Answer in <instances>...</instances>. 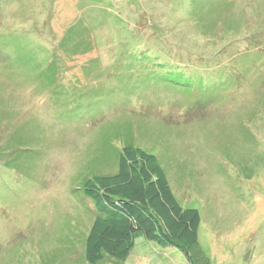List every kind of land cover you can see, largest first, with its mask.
<instances>
[{
	"label": "rangeland",
	"instance_id": "374dc122",
	"mask_svg": "<svg viewBox=\"0 0 264 264\" xmlns=\"http://www.w3.org/2000/svg\"><path fill=\"white\" fill-rule=\"evenodd\" d=\"M131 14L189 66L231 43V71L181 91L161 65L115 63L105 42ZM126 146L156 155L200 211L199 264H264V0H0V264H91L84 184L116 174ZM98 264L191 263L138 234L126 259Z\"/></svg>",
	"mask_w": 264,
	"mask_h": 264
},
{
	"label": "trees",
	"instance_id": "16d2710c",
	"mask_svg": "<svg viewBox=\"0 0 264 264\" xmlns=\"http://www.w3.org/2000/svg\"><path fill=\"white\" fill-rule=\"evenodd\" d=\"M124 18L117 38L105 42L109 51L116 50L115 63L118 56H122L123 64L133 66L134 70H147L149 64L161 65L163 73L170 74L165 80L181 91L185 87L207 90L218 82L221 72L231 71L229 60L237 55L232 48L228 50L231 43L211 51V59L204 60L207 56L203 54L198 56L189 66L183 51L175 49L158 31L149 30L147 26V29L142 28L140 22L146 19L145 15L131 14ZM190 19L181 15L172 29L186 25ZM176 45L186 48L182 41ZM62 46L67 47L60 42L58 52L63 53ZM90 46V51L98 47L95 43ZM193 50L186 51L192 54ZM90 51L71 56L82 58L85 55L82 58L85 60ZM92 57L96 56H88ZM162 57L168 60L163 62ZM70 59L67 58L68 62ZM75 65L66 64L65 69L73 73L78 69ZM84 191L97 210L87 238L86 258L91 264L100 263L106 255L126 259L138 234L162 246L177 247L191 264H199L202 259L199 255L200 211L180 204L156 155L139 147L126 146L121 153L119 171L114 175L88 178Z\"/></svg>",
	"mask_w": 264,
	"mask_h": 264
}]
</instances>
